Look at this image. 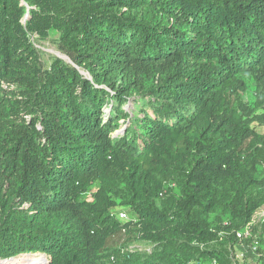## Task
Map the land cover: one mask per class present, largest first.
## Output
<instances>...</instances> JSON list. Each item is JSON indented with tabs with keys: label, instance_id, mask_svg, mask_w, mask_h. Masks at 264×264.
<instances>
[{
	"label": "trees",
	"instance_id": "16d2710c",
	"mask_svg": "<svg viewBox=\"0 0 264 264\" xmlns=\"http://www.w3.org/2000/svg\"><path fill=\"white\" fill-rule=\"evenodd\" d=\"M253 124L264 0H0V264H264Z\"/></svg>",
	"mask_w": 264,
	"mask_h": 264
},
{
	"label": "rangeland",
	"instance_id": "374dc122",
	"mask_svg": "<svg viewBox=\"0 0 264 264\" xmlns=\"http://www.w3.org/2000/svg\"><path fill=\"white\" fill-rule=\"evenodd\" d=\"M53 41H54L53 35L48 36L47 40H45V41H38V40L35 41L34 39H32V42L34 43V45L38 49H40V51L42 52L43 58L48 63L53 58H61V59L68 61L65 57H63L60 54V52H58ZM255 97H256V93H255L254 85L251 81H247V89L243 95V99L250 106H253V104L255 102ZM252 128L254 129V131L257 134L264 136V126H258L256 124H253ZM114 213L118 214V215L119 214H125L126 217H125V219H122L123 221H126L129 217L128 214L125 211H122V208H120V207H117L114 210ZM260 218H264V208L259 209L255 215V219H260ZM244 234L245 235L248 234L247 230L244 231ZM27 257H31V255L28 254L27 256L21 257V258H19V261L23 262L24 259H26ZM224 258H225L224 260H225L226 264H250L251 263V259L244 255L243 250H238L235 253L227 251ZM11 262H13V261H11ZM204 264H217V263H215L214 261H212V262L207 261Z\"/></svg>",
	"mask_w": 264,
	"mask_h": 264
},
{
	"label": "built area",
	"instance_id": "2783aa9c",
	"mask_svg": "<svg viewBox=\"0 0 264 264\" xmlns=\"http://www.w3.org/2000/svg\"><path fill=\"white\" fill-rule=\"evenodd\" d=\"M88 200L90 201L91 198L88 197ZM119 217H120V219H125L126 216H125V214H119ZM243 235H245L244 232H243V233H238V234H237V238L240 239V238H242Z\"/></svg>",
	"mask_w": 264,
	"mask_h": 264
}]
</instances>
